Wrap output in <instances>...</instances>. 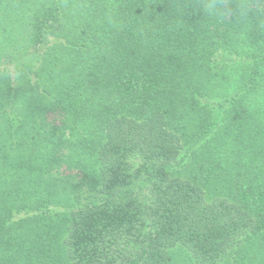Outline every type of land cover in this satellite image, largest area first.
I'll return each instance as SVG.
<instances>
[{
    "label": "trees",
    "instance_id": "1",
    "mask_svg": "<svg viewBox=\"0 0 264 264\" xmlns=\"http://www.w3.org/2000/svg\"><path fill=\"white\" fill-rule=\"evenodd\" d=\"M200 0H0V264H264V31Z\"/></svg>",
    "mask_w": 264,
    "mask_h": 264
},
{
    "label": "clouds",
    "instance_id": "2",
    "mask_svg": "<svg viewBox=\"0 0 264 264\" xmlns=\"http://www.w3.org/2000/svg\"><path fill=\"white\" fill-rule=\"evenodd\" d=\"M199 6L209 16L232 15L243 27L264 31V0H200Z\"/></svg>",
    "mask_w": 264,
    "mask_h": 264
}]
</instances>
